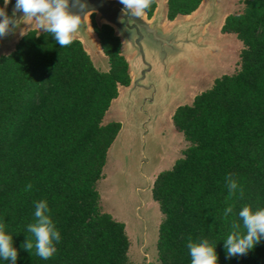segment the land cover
Wrapping results in <instances>:
<instances>
[{
	"label": "trees",
	"instance_id": "1",
	"mask_svg": "<svg viewBox=\"0 0 264 264\" xmlns=\"http://www.w3.org/2000/svg\"><path fill=\"white\" fill-rule=\"evenodd\" d=\"M203 1L167 0V18L191 14ZM156 8L152 0L148 18ZM91 26L108 70L94 64L79 38L60 47L37 29L0 54V220L13 235L17 264H134L126 225L103 210L97 188L122 126L104 118L133 77L116 29L97 22L95 13ZM222 31L242 42L240 67L176 108L174 126L189 145L151 190L163 214L156 244L161 264H191L189 237L216 243L218 264H264V240L231 258L223 242L233 221L243 231L236 215L242 207H264V0H244ZM228 174L243 196L229 197ZM40 199L48 201L62 236L48 260L21 248L32 238L27 225ZM228 204L234 212L225 218Z\"/></svg>",
	"mask_w": 264,
	"mask_h": 264
},
{
	"label": "rangeland",
	"instance_id": "2",
	"mask_svg": "<svg viewBox=\"0 0 264 264\" xmlns=\"http://www.w3.org/2000/svg\"><path fill=\"white\" fill-rule=\"evenodd\" d=\"M166 1L158 0L155 16L166 31H172L171 38L177 43L163 51L150 40L142 41L145 60L151 64L143 74L146 65L142 53L123 42V53L131 71L138 73L139 83L121 86L118 99L104 118L122 126L109 149L97 188L103 210L126 225L128 254L134 264H161L156 244L163 214L151 190L157 175L171 168L189 145L175 128L172 111L192 103L216 78L236 72L243 49L237 36L223 32L222 26L227 15L243 10L244 0H204L197 10L173 21L167 18ZM93 13L97 22L104 23L99 13L90 12L87 25L75 36L81 34L94 64L106 70L108 59L91 26ZM30 29L43 31L35 20L25 19L14 33L0 37V54L11 52L23 36L20 33Z\"/></svg>",
	"mask_w": 264,
	"mask_h": 264
},
{
	"label": "clouds",
	"instance_id": "3",
	"mask_svg": "<svg viewBox=\"0 0 264 264\" xmlns=\"http://www.w3.org/2000/svg\"><path fill=\"white\" fill-rule=\"evenodd\" d=\"M11 0H3L0 4V37L14 33L18 27L16 13H21L23 19L35 20L39 29L51 33L60 47L71 45L82 24V13L87 9V0H15L13 14L7 12ZM123 7L121 13L131 17H141L150 10L152 0H119ZM24 35L22 31L20 33ZM226 187L229 197L239 194L243 196V186L226 176ZM33 223L27 225V231L32 238L26 236L21 248L30 254L35 249V255L43 260L53 258L57 253V244L62 240L61 231L51 217V209L46 199L34 201ZM233 205L228 204L223 210L225 218L233 214ZM241 224L233 221L232 231L223 239L226 258L243 256L253 250L264 240V207H242L238 213ZM186 247L189 250L191 264H218L216 243L207 238L199 241L188 238ZM18 249L13 246V235L7 230L3 220H0V260L8 264H17Z\"/></svg>",
	"mask_w": 264,
	"mask_h": 264
},
{
	"label": "water",
	"instance_id": "4",
	"mask_svg": "<svg viewBox=\"0 0 264 264\" xmlns=\"http://www.w3.org/2000/svg\"><path fill=\"white\" fill-rule=\"evenodd\" d=\"M14 5L15 0H11L7 6V12L10 16L13 14ZM122 7L123 5H121L119 0H87V9L82 13L80 30L87 25L86 18L90 12L99 13L100 18L105 23L112 25L125 42L139 49V52L143 55L144 64L146 65L145 68H142V73L145 74L150 70L151 64L145 60L142 41L150 40L165 51L166 47L174 46V44L177 43V39L171 38L172 34L170 33H172V31H166L163 26H161L158 18L154 21H149L145 14L141 17L124 15L121 13ZM15 18L18 21V25L25 21L21 13H16ZM79 36L81 37V34ZM131 73L134 76L131 85H137L140 77L134 70H132Z\"/></svg>",
	"mask_w": 264,
	"mask_h": 264
},
{
	"label": "crops",
	"instance_id": "5",
	"mask_svg": "<svg viewBox=\"0 0 264 264\" xmlns=\"http://www.w3.org/2000/svg\"><path fill=\"white\" fill-rule=\"evenodd\" d=\"M166 3H167V1H166ZM157 6H158V7L156 8V11H155L154 15L152 16V18H148V16L145 14L146 17H147V19H148L149 21H154V20L157 18V16H155V15H157L156 13H157V11L159 10V2H158V0H157ZM172 21H173V20H172ZM104 23H105V22H104ZM162 24H164V23H162ZM162 24H161V26H163ZM163 27H164V26H163ZM76 35H77V34H76ZM89 35H90V37L93 36V35H91L90 33H89ZM75 38H79L82 42H84L83 39H82L80 36H75ZM92 38H93V37H92ZM121 40H122V43H123L124 40H123L122 37H121ZM85 48H86V47H85ZM86 50H87V49H86ZM103 54H104V53H103ZM108 69H109V68H108ZM108 69H106V70H108ZM131 74H132V73H131ZM132 77H134L133 74H132ZM124 87H125V86H124ZM117 99H118V98H116L115 100H117ZM115 100H114V101H115ZM114 101H113V102H114ZM113 102H112V105H113ZM112 105H111V107H112ZM178 106H179V105H178ZM178 106H177V107H178ZM177 107L174 108V110L172 111V114H171V115L174 114V112H175V110H176ZM107 121H108V120H107ZM107 121H106V122H107Z\"/></svg>",
	"mask_w": 264,
	"mask_h": 264
}]
</instances>
